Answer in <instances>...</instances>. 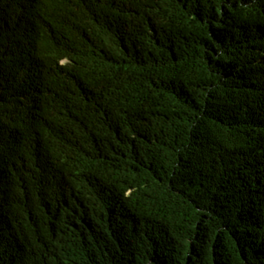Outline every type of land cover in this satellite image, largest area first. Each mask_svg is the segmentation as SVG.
<instances>
[{"label":"trees","instance_id":"16d2710c","mask_svg":"<svg viewBox=\"0 0 264 264\" xmlns=\"http://www.w3.org/2000/svg\"><path fill=\"white\" fill-rule=\"evenodd\" d=\"M0 264H264V0H0Z\"/></svg>","mask_w":264,"mask_h":264}]
</instances>
